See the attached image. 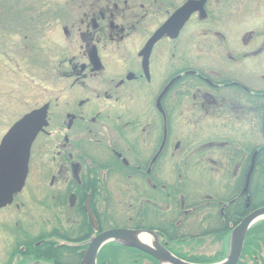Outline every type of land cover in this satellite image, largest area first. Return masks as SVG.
I'll return each instance as SVG.
<instances>
[{
    "label": "flooded vegetation",
    "instance_id": "af4514ba",
    "mask_svg": "<svg viewBox=\"0 0 264 264\" xmlns=\"http://www.w3.org/2000/svg\"><path fill=\"white\" fill-rule=\"evenodd\" d=\"M2 2L4 34L20 28L31 44L24 49L46 56L47 73L52 77L55 70L65 94L62 103L56 97L40 106L47 107V125L31 145L23 188L0 208V264L7 258L9 264H48L37 259L42 245L69 246L81 261L88 242L114 228L151 231L177 256V228L189 215L207 226L210 210H218L224 229L246 210L264 207L251 208L249 183L246 188L250 170L259 176L262 150L264 0ZM54 54L59 59L52 63ZM28 62L36 65L37 59ZM197 122L200 134L204 122L226 133L209 138L202 148L212 157L200 154L197 162L217 174L224 166L234 169L231 183H218L219 190L206 195L188 191L181 173L198 155L188 153ZM231 126L247 127L260 146L242 142L243 132L235 141ZM122 203L138 211L128 224L104 228L103 210H119ZM24 210L52 215L46 231L33 242H6V212L17 218ZM226 210L241 211L229 218ZM169 215H177L174 223ZM57 221L61 225L54 226Z\"/></svg>",
    "mask_w": 264,
    "mask_h": 264
},
{
    "label": "rangeland",
    "instance_id": "374dc122",
    "mask_svg": "<svg viewBox=\"0 0 264 264\" xmlns=\"http://www.w3.org/2000/svg\"><path fill=\"white\" fill-rule=\"evenodd\" d=\"M0 1L2 2L3 0ZM11 1L13 2L15 0H11ZM20 1L24 2L26 0H20ZM27 1L28 2H26V4H31L30 2L31 0H27ZM33 1H37V4L40 3L38 2L39 0H32V2ZM3 15H4L3 12L0 10V16H1L0 18H2ZM3 30H4L3 26L2 27L0 26V139L6 133V131L11 127V125L14 122H16L18 118L28 108L40 107L47 100L52 99V101H54L56 97L62 100L61 102H59L62 103L64 100L63 96L65 94L63 93V96H61L65 84L58 82L59 79L58 76H56L55 70L52 77H50V75L47 73V69H46L47 62L45 61L46 56L39 54L41 52L39 50H37L38 54L36 55L34 51L35 49L32 50L31 47L29 48V50L24 49L25 44H28L29 46H31V44L29 42V39L27 40V43L26 41H24L23 39L24 34L21 33V29L20 28L16 30L11 29L13 30V32L5 33V34ZM38 44H39L38 46H43L44 45L43 40L40 41ZM29 55L33 59L36 57L37 59L36 65L29 64L28 62L30 57ZM40 56H42V60H39ZM50 56L52 58V63L56 62L59 59V55L54 54ZM27 63L31 67V72H29L28 70L29 66H26ZM261 75H264V72H261ZM47 91L52 92L51 97L46 96ZM31 95L32 97H30ZM29 98H32L33 100L32 103H30L31 101L29 100ZM25 100L27 101V104H25ZM204 123L207 124L206 122ZM205 124L201 134H200V128L203 124L201 122H197V124L195 125L197 138L195 141V146L192 149H190L188 153L190 155L191 152H197L198 155L196 154L192 156L191 157L192 161H190V163L188 162L189 165L183 167V170L181 171L183 175H186L185 177L187 182L189 179L188 184L186 183L187 187H189V189L187 188L188 191L192 193L195 191H198L200 193L205 192L202 193L201 195H206L207 192L213 193L212 191H216L217 189L219 190V188L217 187L218 183L221 185L225 183L226 184L231 183L233 177L232 174L234 171V169H232L231 167L224 166L223 172H219V174H217L216 172H211L210 170L211 166L206 165L207 163L205 164L204 162L201 163L197 162L198 158L200 157V154L201 155L207 154L209 157H212L211 153L205 150L206 148H202V145L208 142L209 138H216L218 136H224L226 134L222 130L218 132L216 127L213 126L207 127L205 126ZM230 128L234 129V131L230 129L228 134H231L230 135L231 138L232 135H234L235 141H237L239 135L241 134V132H243L246 134V137L242 142H245L247 144L249 139V141L252 144H254V146L256 147L260 146V138L257 137L256 134L250 135L248 133L247 127L243 129L242 127L238 128L235 126H231ZM246 144L243 143L244 146H246ZM261 144H262V139H261ZM261 149L263 151V148ZM249 172H250V174L248 173L249 177H247L249 179L248 183L250 186H252L255 185L257 181L260 180V177L256 173L253 174L252 170H250ZM222 175H224V177L221 178ZM41 184L45 186V183H41ZM39 194L41 193L39 192ZM226 194H228V192ZM27 206H29L31 209L34 207V205L30 203H27ZM118 207L119 210H103L104 218H105L104 228L112 225L116 226V224L120 226H124L128 224L127 223L128 218H130V216L132 217V215H135V212L138 211V210H127V204L124 203H122L121 205L119 204ZM5 210H12V209L7 208ZM24 211L25 212L20 214V216L17 215V218L15 212L13 211L8 213L6 212L5 218L8 224L6 236H4L6 242L13 241L14 238H19L21 240H24L23 242H33L37 235L43 234L42 231H46L47 222L50 221L52 215H50L45 210H24ZM248 214L249 213H247V215ZM192 216L193 214L189 215L186 223L180 225L177 228L180 236L178 239L179 241L176 243L179 246L173 247L176 250V252H178V254L185 255V257L187 258H193V259L195 258L202 259L201 257L208 258L214 256L217 253H222V252L223 253L225 252V257H226L228 254L230 233L235 226L231 228L227 237L224 236L223 239H219V236H223V235H221L219 232L221 231L220 228L222 226L220 227L221 219L218 215V210H210L209 212L210 221L209 224H207V226L205 225L202 226L199 223H195V221L193 223L191 220ZM176 217L177 215L174 217L172 215H169L168 218L174 223ZM16 222H19L20 226L18 227L19 230L15 233L14 224ZM262 222H264V220L257 221L250 228H253V226L254 227L257 226ZM55 224L56 225L54 226H58L61 225V222L57 221L55 222ZM114 229L131 230L128 228H114ZM194 233H198V236H195V238H191V236ZM68 236L70 237L71 235L69 234ZM141 237L148 238L150 243L151 236L142 235ZM52 239L56 240V236ZM57 240H59L58 243H64V242L69 243L68 241L62 242L63 239H61L60 237H57ZM245 240H244V244H245ZM244 244H243V248H244ZM46 246L47 245L40 246L37 249V252L41 250V248L44 247L46 248ZM174 257L180 259L178 256H174ZM136 258L137 257H134L133 255L127 256L126 253H123L119 258L118 264H136L135 263ZM6 262L7 264H9L10 260H8L7 258ZM141 262L142 264H154L146 258H142ZM156 262L157 264H159L157 260ZM238 262H241L243 264H264V232L263 234L261 233L258 236V240L256 241L255 246L252 247V251L246 253L243 259H241L240 256Z\"/></svg>",
    "mask_w": 264,
    "mask_h": 264
},
{
    "label": "water",
    "instance_id": "95a60500",
    "mask_svg": "<svg viewBox=\"0 0 264 264\" xmlns=\"http://www.w3.org/2000/svg\"><path fill=\"white\" fill-rule=\"evenodd\" d=\"M46 115V106L24 115L8 130L0 142V208L10 205L13 196L20 192L24 185L30 147L47 125ZM261 139L264 152V104L261 117ZM248 181L247 178L246 188ZM260 220H264V207L250 212L233 228L229 237L228 254L223 261L216 264H237L249 228ZM142 235L151 236L150 243L144 242L141 239ZM110 242L139 250L153 257L159 264H192L171 255L159 243L155 233L127 229H110L93 237L79 264H96L98 252Z\"/></svg>",
    "mask_w": 264,
    "mask_h": 264
},
{
    "label": "trees",
    "instance_id": "16d2710c",
    "mask_svg": "<svg viewBox=\"0 0 264 264\" xmlns=\"http://www.w3.org/2000/svg\"><path fill=\"white\" fill-rule=\"evenodd\" d=\"M256 166L259 169V177L260 180L256 182V189L255 185L250 186V196H251V208L255 209L261 206H264V154L263 151H259V156L256 160ZM241 210H226V213H228V217H232L233 213L236 215ZM249 212V210H246L245 215ZM244 215V214H243ZM242 215V216H243ZM238 224V221H236L232 227L236 226ZM231 228L225 227L224 229H221L220 234L223 236H219V239H223V237H227ZM264 232V222L258 224L257 226H253V228H250L246 234V240L243 248V252L241 255V259L244 258V255L248 252L252 251V247L255 246L256 241L258 240V236ZM261 238V237H260ZM126 253L127 256H134L137 257L139 252L134 251L133 249L126 248L123 246H120L118 244L110 243L106 246H104L98 256H97V262L96 264H118L119 258L121 257V254ZM37 259L44 261L48 264H79L80 255L76 254V251H74L69 246H59L54 249H50L48 246L46 248H41L37 252ZM142 255V254H141ZM144 256V255H143ZM180 259L185 260L189 263L194 264H214L222 261L225 258V252L223 253H217L212 257H201L202 259L198 258H187L183 254L177 255ZM139 258V260H138ZM142 258L137 257L135 260L136 264H142L141 262ZM154 264H157V262L150 261ZM237 264H243L241 262H238Z\"/></svg>",
    "mask_w": 264,
    "mask_h": 264
},
{
    "label": "bare ground",
    "instance_id": "6f19581e",
    "mask_svg": "<svg viewBox=\"0 0 264 264\" xmlns=\"http://www.w3.org/2000/svg\"><path fill=\"white\" fill-rule=\"evenodd\" d=\"M141 239H142L144 242H149V239L146 238V237H145V238L142 237Z\"/></svg>",
    "mask_w": 264,
    "mask_h": 264
}]
</instances>
